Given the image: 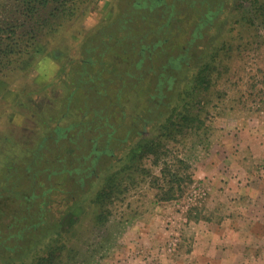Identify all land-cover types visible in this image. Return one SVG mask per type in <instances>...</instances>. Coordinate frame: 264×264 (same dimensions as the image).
<instances>
[{
    "label": "rangeland",
    "instance_id": "1",
    "mask_svg": "<svg viewBox=\"0 0 264 264\" xmlns=\"http://www.w3.org/2000/svg\"><path fill=\"white\" fill-rule=\"evenodd\" d=\"M5 60L0 264H264V0H83Z\"/></svg>",
    "mask_w": 264,
    "mask_h": 264
},
{
    "label": "trees",
    "instance_id": "2",
    "mask_svg": "<svg viewBox=\"0 0 264 264\" xmlns=\"http://www.w3.org/2000/svg\"><path fill=\"white\" fill-rule=\"evenodd\" d=\"M82 1L83 0H17L16 5L12 8L14 9L13 12L15 11V14H10V11V13L2 19V22L0 23V57L2 58V62L6 61L5 59L8 60L9 57L13 55H21L27 48L30 47L31 42L34 43L43 28L45 31V25H48L49 21L58 18V13L62 12L63 14H73V12L78 9V6L82 3ZM48 35H50L49 32ZM171 80L173 81V79ZM147 149L149 153L156 154L155 148L148 146ZM105 153L110 154L111 152L106 149ZM168 176L169 175L165 170L161 171V178L162 180L164 179L166 183H173V178L176 180L178 178V174H173L172 177H169L167 180ZM70 178L74 179L73 181L75 183H81V178H73L72 175H70ZM172 192L173 188H170L168 193L164 192L163 194H170ZM165 197L166 196H164V198ZM171 197L172 196H167V199H170ZM5 201L7 202V200ZM24 212L26 215L21 219H17L16 223H11L10 225L8 224V226L12 227V231L15 227L20 229V225H24L21 224V220L29 222L37 215V212H32L28 208L25 209ZM68 218L71 221L70 215L66 214L65 218L62 219L59 224H65V220ZM27 228L28 227L25 226L20 230H27ZM15 235L14 232L6 234L3 233V235H0V247H2L6 242L12 240L14 237L17 238Z\"/></svg>",
    "mask_w": 264,
    "mask_h": 264
},
{
    "label": "flooded vegetation",
    "instance_id": "3",
    "mask_svg": "<svg viewBox=\"0 0 264 264\" xmlns=\"http://www.w3.org/2000/svg\"><path fill=\"white\" fill-rule=\"evenodd\" d=\"M89 65H91L92 67L95 65V63H88ZM96 64H101V62H97Z\"/></svg>",
    "mask_w": 264,
    "mask_h": 264
}]
</instances>
